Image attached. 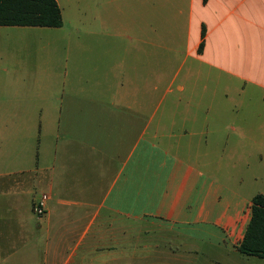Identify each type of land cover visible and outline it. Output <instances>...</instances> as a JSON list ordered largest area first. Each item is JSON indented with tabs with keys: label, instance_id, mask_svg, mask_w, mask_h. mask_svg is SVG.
I'll return each mask as SVG.
<instances>
[{
	"label": "crops",
	"instance_id": "0c3cea01",
	"mask_svg": "<svg viewBox=\"0 0 264 264\" xmlns=\"http://www.w3.org/2000/svg\"><path fill=\"white\" fill-rule=\"evenodd\" d=\"M89 37L0 79L19 114L0 120V180L22 185L0 187L5 241L41 240L22 264L228 262L254 197L239 143L264 166V0H89Z\"/></svg>",
	"mask_w": 264,
	"mask_h": 264
},
{
	"label": "rangeland",
	"instance_id": "374dc122",
	"mask_svg": "<svg viewBox=\"0 0 264 264\" xmlns=\"http://www.w3.org/2000/svg\"><path fill=\"white\" fill-rule=\"evenodd\" d=\"M59 2L63 12V26L61 28L0 27V61H3V64L0 65V79H6L15 73L38 74L37 66L42 60L51 58L57 64L63 62L66 56V50L62 48L63 43L89 42V40L95 39L89 37V0H59ZM55 72L61 73L59 68ZM38 76L40 75L35 77ZM0 96H6V99L11 97L9 84L5 80L0 81ZM245 99L244 105L246 104ZM22 115L23 119H27L31 114ZM32 115L40 123L41 113L38 112V114ZM244 118L245 113L242 110L236 120L241 123ZM1 119L3 121L5 119L17 121L19 120V114L0 112ZM238 127L237 131L241 133L242 130L240 126ZM248 153H251V146L239 143L237 146L239 161L236 166V172L242 186L239 188L242 190L241 195L247 198L257 194H264V178H262L264 166L263 169H259L255 157L248 156L250 167H246L245 161L240 159L246 157ZM255 175H259L257 181L254 180ZM26 179L37 181L36 175L26 176ZM251 182L254 183V186L248 189V185ZM18 183L8 186L0 180V187L3 186L2 188L4 189H19L22 185ZM42 189V186L34 189V195L36 197L39 196ZM5 233L4 225L0 224V264H22V258L28 251L40 250L41 240L33 238L24 240V237H26V234H24L25 236H21L19 240L7 242L3 235ZM228 260V262L222 260L220 264H264V259L248 257L241 253H233V255L228 257Z\"/></svg>",
	"mask_w": 264,
	"mask_h": 264
},
{
	"label": "trees",
	"instance_id": "16d2710c",
	"mask_svg": "<svg viewBox=\"0 0 264 264\" xmlns=\"http://www.w3.org/2000/svg\"><path fill=\"white\" fill-rule=\"evenodd\" d=\"M63 25L61 10L56 0H0V26L49 27ZM205 31L199 52L204 46ZM246 256L264 259V195L252 199L251 217L244 237L237 247Z\"/></svg>",
	"mask_w": 264,
	"mask_h": 264
},
{
	"label": "built area",
	"instance_id": "2783aa9c",
	"mask_svg": "<svg viewBox=\"0 0 264 264\" xmlns=\"http://www.w3.org/2000/svg\"><path fill=\"white\" fill-rule=\"evenodd\" d=\"M49 200V197L47 194L41 195V197L37 200V202L34 204V212L38 216H43L46 212V206L47 201Z\"/></svg>",
	"mask_w": 264,
	"mask_h": 264
}]
</instances>
